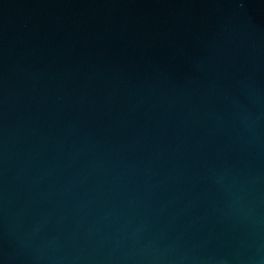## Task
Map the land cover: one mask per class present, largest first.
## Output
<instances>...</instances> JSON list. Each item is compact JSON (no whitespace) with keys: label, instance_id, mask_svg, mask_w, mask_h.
<instances>
[{"label":"water","instance_id":"95a60500","mask_svg":"<svg viewBox=\"0 0 264 264\" xmlns=\"http://www.w3.org/2000/svg\"><path fill=\"white\" fill-rule=\"evenodd\" d=\"M0 264H264V0H0Z\"/></svg>","mask_w":264,"mask_h":264}]
</instances>
